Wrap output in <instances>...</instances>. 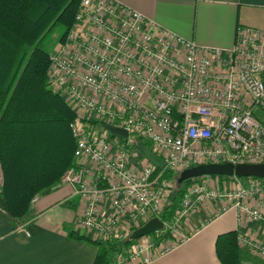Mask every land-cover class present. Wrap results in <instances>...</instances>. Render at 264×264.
<instances>
[{"label": "built area", "instance_id": "obj_1", "mask_svg": "<svg viewBox=\"0 0 264 264\" xmlns=\"http://www.w3.org/2000/svg\"><path fill=\"white\" fill-rule=\"evenodd\" d=\"M77 8L66 36L48 52L45 71L75 112L68 122L74 163L51 186H74V230L121 240L159 218L171 186L164 167L264 162V28L238 26L234 43L222 48L199 45L117 0H80ZM106 123L128 135L108 132ZM132 134L147 138L162 158L160 171L134 155ZM209 204L213 215L234 208L239 219L264 218V176L191 179L172 215L176 227L163 221L108 264L149 263L186 236L172 238L189 211ZM165 230L169 235L155 241ZM236 242L264 258L262 242L242 233Z\"/></svg>", "mask_w": 264, "mask_h": 264}, {"label": "trees", "instance_id": "obj_2", "mask_svg": "<svg viewBox=\"0 0 264 264\" xmlns=\"http://www.w3.org/2000/svg\"><path fill=\"white\" fill-rule=\"evenodd\" d=\"M79 1L0 0V206L12 219L24 215L30 198L52 189L74 163L75 137L68 122L75 112L48 85L45 71L49 51L42 47L41 38L54 24L60 28L56 42L62 40ZM260 121L264 126V118ZM132 142L139 151V144L152 148L147 138L139 135ZM154 170L160 171L157 167ZM176 172L161 169L162 176L175 182ZM197 177L183 179L170 189L158 214L160 220L172 217L184 186ZM237 234L236 229L216 234L214 251L220 264H264V259L250 260L249 252L236 242ZM168 235L165 230L155 241ZM75 237L97 249L92 264H108L113 253L138 238Z\"/></svg>", "mask_w": 264, "mask_h": 264}, {"label": "crops", "instance_id": "obj_3", "mask_svg": "<svg viewBox=\"0 0 264 264\" xmlns=\"http://www.w3.org/2000/svg\"><path fill=\"white\" fill-rule=\"evenodd\" d=\"M157 24L199 45L227 48L238 26L264 28V0H117ZM62 184L37 195L24 215L12 219L0 212V264H92L97 249L74 230L78 196ZM213 206L191 210L183 219L185 237L145 264H220L216 234L236 229L264 244V218L237 217L234 208L213 215ZM250 260L264 259L247 253Z\"/></svg>", "mask_w": 264, "mask_h": 264}, {"label": "water", "instance_id": "obj_4", "mask_svg": "<svg viewBox=\"0 0 264 264\" xmlns=\"http://www.w3.org/2000/svg\"><path fill=\"white\" fill-rule=\"evenodd\" d=\"M105 128L108 132L112 134L127 136L128 133L122 127L114 126L110 123H106ZM139 149L145 158H148L155 167L161 169L163 166L162 158L159 157L155 152H153L148 146L144 144H139ZM236 175V176H264V162H231V161H223V162H200L197 164H193L186 168H182L180 172H178L176 181L180 182L183 179L195 177L199 175ZM163 221H161L156 216L148 218L143 224L134 228L130 235L133 238L140 237L145 233L152 231L155 228L161 227Z\"/></svg>", "mask_w": 264, "mask_h": 264}, {"label": "rangeland", "instance_id": "obj_5", "mask_svg": "<svg viewBox=\"0 0 264 264\" xmlns=\"http://www.w3.org/2000/svg\"><path fill=\"white\" fill-rule=\"evenodd\" d=\"M60 33V28L57 26V25H54L53 24V26L44 34V37H42L41 38V45H42V47L43 48H45V49H48V51H50V50H52L54 47V45H55V43H56V37H58V34ZM257 113H258V115H261L260 114V111L259 110H257ZM135 136H137L136 134H132L130 137L132 138V140L134 141L135 140ZM131 147H132V152L134 153V155H136V156H139V158H142L143 156V154H141L140 153V151L138 150V148H137V146H135V144H133V142H132V144H131ZM152 150V149H151ZM178 172H180L181 170H177ZM178 172H176V176H177V174H178ZM175 175H174V177H176ZM177 178V177H176ZM170 182H171V186H170V189H172V188H175L176 187V185H178L177 184V182H175V180H174V178H170ZM187 184V183H186ZM189 184V183H188ZM187 184V185H188ZM166 200V199H165ZM179 200V199H178ZM165 202V201H164ZM164 204V203H163ZM163 206V205H162ZM176 209L178 208L177 206L175 207ZM176 209H175V211H176ZM178 210V209H177ZM173 213H175L174 211H173ZM190 214V211L188 212V214H186L185 216H184V218H186V217H188V215ZM183 218V219H184ZM173 216L168 220V222L169 223H171V224H173L174 226H175V224H174V222H173ZM183 223V222H182ZM140 226V225H139ZM176 227V226H175ZM182 227H181V223H180V226H179V228H177V231H176V233H175V235L176 236H172V238H175V240H177V239H179L181 236H184L185 235V233L182 231V229H181ZM151 232V231H150ZM149 233V232H148ZM169 233V232H168ZM246 235V234H245ZM248 236V235H247ZM94 238V237H93ZM97 239H99V238H97ZM101 240V239H100Z\"/></svg>", "mask_w": 264, "mask_h": 264}, {"label": "bare ground", "instance_id": "obj_6", "mask_svg": "<svg viewBox=\"0 0 264 264\" xmlns=\"http://www.w3.org/2000/svg\"><path fill=\"white\" fill-rule=\"evenodd\" d=\"M211 175V174H210ZM213 175V174H212ZM200 176V175H199ZM192 178V177H191Z\"/></svg>", "mask_w": 264, "mask_h": 264}]
</instances>
